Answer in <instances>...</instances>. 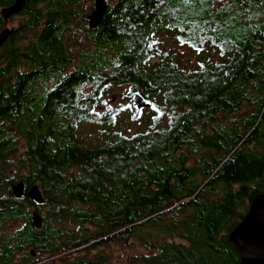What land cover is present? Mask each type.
<instances>
[{"label":"trees","instance_id":"obj_1","mask_svg":"<svg viewBox=\"0 0 264 264\" xmlns=\"http://www.w3.org/2000/svg\"><path fill=\"white\" fill-rule=\"evenodd\" d=\"M26 1L0 45V264H239L229 236L264 193V0H108L95 29L86 0ZM122 86L148 108L111 106Z\"/></svg>","mask_w":264,"mask_h":264},{"label":"water","instance_id":"obj_2","mask_svg":"<svg viewBox=\"0 0 264 264\" xmlns=\"http://www.w3.org/2000/svg\"><path fill=\"white\" fill-rule=\"evenodd\" d=\"M106 0H97L95 9L88 17L89 26L97 28L108 10ZM26 0H15L14 4L3 11L6 20L8 16L19 15L26 6ZM9 31L0 35V45ZM125 97L132 100L137 111L148 108L146 98L140 92L129 91ZM13 192L17 198H21L24 193L23 184L13 187ZM38 203L43 200L38 192L29 194ZM33 223L37 228L42 226V219L35 214ZM231 243L240 255L239 264H264V194H258L252 201L249 211L240 224L232 231L229 236Z\"/></svg>","mask_w":264,"mask_h":264},{"label":"rangeland","instance_id":"obj_3","mask_svg":"<svg viewBox=\"0 0 264 264\" xmlns=\"http://www.w3.org/2000/svg\"><path fill=\"white\" fill-rule=\"evenodd\" d=\"M107 1L108 0H106L105 2L107 3ZM86 2H88L87 3V7H91V8H93V7H95L96 6V2H97V0H86ZM93 11H94V9H92L91 10V13L88 15V17L90 16V15H92V13H93ZM11 17H13V16H8V21H7V26H6V29L10 32L14 27H15V25H16V22L17 21H12L11 20ZM88 27H89V25H88ZM7 30L6 31H4V32H7ZM127 86H122L121 88H118V87H116L114 90H113V92H112V94L110 95V97H109V99H110V101H109V103H110V105L111 106H114V107H117L118 106V104L121 102V103H125L126 101H125V99H123L124 97H125V94L128 92L127 91ZM130 102L132 103V101L130 100ZM129 103V102H128ZM133 104V103H132ZM134 105V104H133ZM134 108H135V106H134ZM135 110H136V108H135ZM137 111V110H136ZM127 113H129V112H125V113H119V115H120V118H122L124 121V123H126V122H129V123H126L129 127L126 129V131H127V133L128 134H133V133H135V132H137L138 131V126H135L134 124V122H132V119H130V115L129 114H127ZM126 121V122H125ZM92 127L91 126H86V128L85 129H88V130H90ZM92 130V129H91ZM121 249V247H117V248H115L114 249V252H115V254H114V260L115 261H118V251ZM145 250L143 249V248H139V247H135V246H133L132 248H130L129 250H127V252L128 253H143ZM36 254H34V256H35Z\"/></svg>","mask_w":264,"mask_h":264},{"label":"bare ground","instance_id":"obj_4","mask_svg":"<svg viewBox=\"0 0 264 264\" xmlns=\"http://www.w3.org/2000/svg\"><path fill=\"white\" fill-rule=\"evenodd\" d=\"M19 184H23V183H19ZM19 184H17V185H19ZM17 185H13V187L14 186H17ZM23 186H24V184H23ZM13 187H12V190H13ZM35 192H38V190H37V188H34L33 190H31L29 193H28V196H29V198H31L34 202H36L33 198H32V196H30L29 194H32V193H35ZM24 193H25V186H24ZM24 193H23V195H24ZM260 194H264V193H260ZM15 195V194H14ZM37 203V202H36ZM38 204V203H37ZM41 218V217H40Z\"/></svg>","mask_w":264,"mask_h":264},{"label":"flooded vegetation","instance_id":"obj_5","mask_svg":"<svg viewBox=\"0 0 264 264\" xmlns=\"http://www.w3.org/2000/svg\"><path fill=\"white\" fill-rule=\"evenodd\" d=\"M15 16H16V15H15ZM0 48H1V47H0ZM19 183H23V182L12 183L11 186H10V187H11V190H12L13 185H17V184H19ZM33 188H36V187H33ZM33 188H32V189H33ZM12 191H13V190H12ZM30 191H31V190H30ZM30 191H29V192H30ZM25 192H26V190H25ZM29 192H27V195H28ZM13 193H14V192H13ZM24 194H25V193H24ZM41 198H42V197H41ZM35 214H37V213H35ZM37 215H38V214H37Z\"/></svg>","mask_w":264,"mask_h":264}]
</instances>
